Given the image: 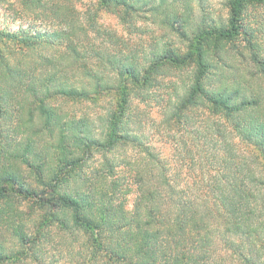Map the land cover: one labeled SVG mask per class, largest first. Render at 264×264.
Returning a JSON list of instances; mask_svg holds the SVG:
<instances>
[{
	"label": "trees",
	"instance_id": "obj_1",
	"mask_svg": "<svg viewBox=\"0 0 264 264\" xmlns=\"http://www.w3.org/2000/svg\"><path fill=\"white\" fill-rule=\"evenodd\" d=\"M35 1L26 2L33 7L37 6ZM96 1L124 20L142 11L159 12L162 23L188 41V50L181 56L166 53L157 58V65L160 61L195 65L194 79L182 104L203 105L224 115L233 131L255 148V159L253 153L229 157L230 169L214 177L216 193L193 194L165 173L153 150L139 142L157 173L130 163L133 173L119 174L120 163L106 159L86 192L68 194L62 184L86 150L94 146L108 152L118 142L138 140L126 129L127 82L120 86L124 96L118 109L108 115L110 133L99 140L92 135L86 116H69L60 105L52 104L60 97H94L111 87L87 63L88 58L77 47L75 32L60 34L69 58L60 70L47 65L39 70L12 66L0 54V121L10 118V107L28 115L27 128L18 139L16 133L0 128V160H18L28 170V177H24L20 166L0 164V264L24 258L42 263L41 239L49 237L47 227L62 230L70 239L82 236V264H219L213 252L221 238L224 246L239 250L243 264H261L255 246L251 251L256 255L250 260L235 238L247 240V228L256 216L260 198L257 188L264 184L256 174L259 168L264 171V98L251 87H242L236 77L231 84L221 80L215 85L213 80L223 75L211 56H219L217 46L227 41L241 54L245 50L251 77L264 80V48L259 38L264 23L252 13L264 0H227L225 21L209 23L204 17L195 26L189 18V0H182L183 12L174 11L172 6L181 0ZM59 7L52 4L49 10L56 12ZM62 11L65 14L66 8ZM43 35L22 29L20 33L0 30V37L25 48H34ZM73 64L81 72L78 80ZM68 68L72 69L69 74ZM117 68L140 86L147 81L152 84L147 73L140 75L131 63L122 62ZM232 159L236 161L234 169L230 167ZM131 186L136 190L128 208ZM22 204H27V209Z\"/></svg>",
	"mask_w": 264,
	"mask_h": 264
},
{
	"label": "rangeland",
	"instance_id": "obj_2",
	"mask_svg": "<svg viewBox=\"0 0 264 264\" xmlns=\"http://www.w3.org/2000/svg\"><path fill=\"white\" fill-rule=\"evenodd\" d=\"M26 1H0V30L20 33L22 29L44 35L36 41L34 48L20 47V43L0 37V54L6 57L10 65L31 70H39L47 65L60 70L59 66H65L69 61L66 41L60 34L75 32L78 35L77 47L88 58L87 63L111 85L94 97H60L52 101L53 105H60L69 116H86L92 135L104 140L110 133V127L109 131L107 127V121L110 120L108 115L118 109L121 97L124 96L120 86L123 81L127 82L128 86L125 120H129L126 129L136 135L138 140L118 142L108 152L94 146L86 150L85 154L80 156L77 166L70 169L67 182L62 184L64 192H86L90 183L100 173L106 159L120 163L119 174L124 171L133 173L130 163L143 171L151 169L157 173L144 155V150L137 144L139 142L153 150L165 173L175 177L179 186H188L193 194L205 191L216 193L214 177L230 169L229 157L253 153L252 157L255 159V148L233 131L224 115L212 113L203 105L182 104L193 82L195 65L190 62L176 65L167 61H160L157 65V58L166 53L181 56L188 50V41L163 24L159 12L154 14L152 11H142L124 20L100 6L96 0H37V6L33 7ZM52 4L60 5V10L50 11ZM189 4V18L193 26L204 17L209 23H213L212 20L225 21L228 15L227 0H189ZM42 5L44 7H41ZM172 6L174 11L185 10L182 0L176 1ZM61 7L66 8L65 14L62 11L65 8ZM252 13L264 23V5ZM259 38L264 48V24L259 30ZM217 48L219 56H211V59L212 63L220 68L223 77L215 78L214 84L219 86L221 80L231 84L236 77L242 87H251L250 89L257 91L259 96L264 98V80L253 78L249 74L250 65L244 56L245 50L241 54L227 41L219 44ZM210 49L213 50L212 45ZM110 61H113V64ZM122 62L131 63L140 75L147 73L152 84L147 81L140 86L130 77L121 75L117 67ZM72 66L77 72L75 76L78 80L81 72L76 64ZM151 67L152 70L146 72ZM71 71L70 68L68 74ZM10 112L9 119L0 121V128L10 130V134L16 133L18 139L21 131L27 128L28 124L25 122L28 115L24 110L17 112L11 107ZM43 145L41 141V147H44ZM1 162L7 166H20L23 176L28 177L27 168L18 160L2 158L0 164ZM235 162L232 161L230 165L233 169ZM251 164L258 167L257 163ZM256 174L264 179V171L260 168ZM93 185L97 187V182ZM135 190V186H131L127 194L128 208L131 207ZM257 190L260 198L255 209L256 216L251 220V227L247 228V240L239 237L235 239L245 248L249 259L256 255L251 251L255 246L260 253L261 264H264V184H259ZM22 205L27 209V204ZM31 215L34 217L35 214ZM45 232H50L48 238L44 236L41 239L40 252L45 257V262L42 260V263L38 264H82V255L79 254L82 252L79 247L81 235H77L78 238L72 235L70 239L66 233L55 227H47ZM223 242V238L216 240L218 247H215L213 255L217 262L243 264L241 256L238 255L239 250L229 248L226 244L224 246ZM12 264L37 263L24 258Z\"/></svg>",
	"mask_w": 264,
	"mask_h": 264
}]
</instances>
